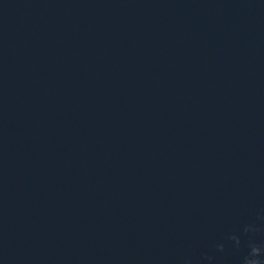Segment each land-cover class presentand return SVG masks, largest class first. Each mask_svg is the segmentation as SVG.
Here are the masks:
<instances>
[{"label":"water","instance_id":"95a60500","mask_svg":"<svg viewBox=\"0 0 264 264\" xmlns=\"http://www.w3.org/2000/svg\"><path fill=\"white\" fill-rule=\"evenodd\" d=\"M253 247L260 249L257 257L251 255ZM247 259H259L264 264V213L210 264H245Z\"/></svg>","mask_w":264,"mask_h":264},{"label":"clouds","instance_id":"9594fccd","mask_svg":"<svg viewBox=\"0 0 264 264\" xmlns=\"http://www.w3.org/2000/svg\"><path fill=\"white\" fill-rule=\"evenodd\" d=\"M260 254V249L258 247H253L251 250V255L257 257ZM245 264H261L259 259H247Z\"/></svg>","mask_w":264,"mask_h":264}]
</instances>
